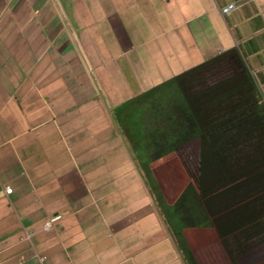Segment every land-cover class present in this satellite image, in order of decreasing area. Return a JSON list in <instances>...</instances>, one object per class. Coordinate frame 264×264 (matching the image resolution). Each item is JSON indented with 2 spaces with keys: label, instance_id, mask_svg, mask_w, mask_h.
<instances>
[{
  "label": "crops",
  "instance_id": "0c3cea01",
  "mask_svg": "<svg viewBox=\"0 0 264 264\" xmlns=\"http://www.w3.org/2000/svg\"><path fill=\"white\" fill-rule=\"evenodd\" d=\"M231 49L264 101V0H0V264H187L122 116Z\"/></svg>",
  "mask_w": 264,
  "mask_h": 264
},
{
  "label": "trees",
  "instance_id": "16d2710c",
  "mask_svg": "<svg viewBox=\"0 0 264 264\" xmlns=\"http://www.w3.org/2000/svg\"><path fill=\"white\" fill-rule=\"evenodd\" d=\"M168 86L180 94L161 110L150 107L137 121L129 107L143 100L125 107L123 116L133 124L126 132L133 146V139L146 141L151 161L175 152L185 155L186 146L199 141L196 164L183 159L191 181L172 204H163L159 185L141 160L140 165L187 264H200L186 239V230L200 227L212 228L238 264L264 245V101L259 87L237 49L185 71ZM143 119L146 132L140 134L135 125Z\"/></svg>",
  "mask_w": 264,
  "mask_h": 264
},
{
  "label": "rangeland",
  "instance_id": "374dc122",
  "mask_svg": "<svg viewBox=\"0 0 264 264\" xmlns=\"http://www.w3.org/2000/svg\"><path fill=\"white\" fill-rule=\"evenodd\" d=\"M179 94L180 90L176 86L164 87L161 91L155 92L147 99L144 98L140 106L137 104L130 106V109L133 108L135 110L132 118L137 120L141 117L142 111L146 114L149 112L150 107L153 106L156 110H161L170 99H176V96ZM124 119V126L129 132L130 125L133 124H131V119L128 116L124 117ZM145 124V119L136 122V131L140 134L146 132L144 131ZM141 140L137 139L135 141L133 139L132 142L138 151L140 160L147 166L152 182L155 185H159V194L164 199L162 200L163 204L174 203L191 181L183 159L189 157L192 164H196L199 141L195 140L188 144L185 155L175 152L151 161L149 160L150 150H148L146 141ZM186 239L189 246L195 252L200 264H233L212 228H189L186 232ZM237 263L264 264V245H259L248 253L245 258H240Z\"/></svg>",
  "mask_w": 264,
  "mask_h": 264
},
{
  "label": "built area",
  "instance_id": "2783aa9c",
  "mask_svg": "<svg viewBox=\"0 0 264 264\" xmlns=\"http://www.w3.org/2000/svg\"><path fill=\"white\" fill-rule=\"evenodd\" d=\"M237 7H238V5L236 3H231V4L227 5V6H225L222 9V11H223V13H229L231 10L236 9ZM57 218L58 217H56L55 219H52L51 221H49L48 222V226L49 227L52 226V224L56 221ZM44 258H46V257H44Z\"/></svg>",
  "mask_w": 264,
  "mask_h": 264
}]
</instances>
